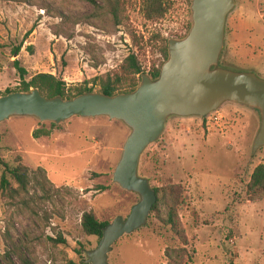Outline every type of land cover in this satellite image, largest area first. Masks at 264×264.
Wrapping results in <instances>:
<instances>
[{
	"label": "rangeland",
	"instance_id": "rangeland-1",
	"mask_svg": "<svg viewBox=\"0 0 264 264\" xmlns=\"http://www.w3.org/2000/svg\"><path fill=\"white\" fill-rule=\"evenodd\" d=\"M95 1L0 0V96L20 90L17 60L27 81L50 74L68 88L93 86L130 55L150 76L153 66L168 61L169 41L186 38L193 26V0H170L157 22L144 18L143 0H128L119 21L106 0ZM236 2L219 67L264 79V0ZM260 128L259 111L233 102L206 117H171L139 168L160 191L159 212L114 245L110 264L168 263L166 249L178 239L165 226L172 204L166 189L175 185L184 188L177 222L189 240L191 264H264V200L247 197L255 168L264 164V147L253 153ZM38 130L50 135L35 138ZM130 134L108 117H74L56 127L34 117L1 123L0 158L12 166L21 158L29 170H43L52 192L47 198L35 187L15 199L0 193V264H88L85 252L100 240L84 232L83 215L113 222L140 201L113 180Z\"/></svg>",
	"mask_w": 264,
	"mask_h": 264
},
{
	"label": "water",
	"instance_id": "water-1",
	"mask_svg": "<svg viewBox=\"0 0 264 264\" xmlns=\"http://www.w3.org/2000/svg\"><path fill=\"white\" fill-rule=\"evenodd\" d=\"M236 0H193V26L186 38L169 41V59L160 77L142 76L132 93L107 96L86 93L74 99L47 98L39 89L0 96V124L13 117H34L63 124L74 117H108L131 130L114 172V182L140 196L131 213L118 216L103 229L97 248L86 251L88 264H110L114 245L148 223L158 201L148 178L140 175L142 155L166 129L169 119L206 117L227 102L260 112L261 128L253 153L264 147V79L253 73L219 67L229 15Z\"/></svg>",
	"mask_w": 264,
	"mask_h": 264
},
{
	"label": "trees",
	"instance_id": "trees-1",
	"mask_svg": "<svg viewBox=\"0 0 264 264\" xmlns=\"http://www.w3.org/2000/svg\"><path fill=\"white\" fill-rule=\"evenodd\" d=\"M92 4H96L95 0H88ZM106 5L113 17L119 21L120 14L125 11L128 0H106ZM171 9L170 0H143L141 3V12L144 18L148 21L157 22L163 19ZM33 32L30 31L28 35ZM18 51V50H17ZM164 57L168 58V48L163 50ZM16 67L21 76V87L19 92H30L32 89H39L42 95L47 98L62 97L64 99H74L86 93H94L95 87H100L99 93L107 96H116L118 94H127L134 92L138 87V76L141 77L146 73L143 69L139 58L136 55H130L120 66L119 70L113 75L108 74L106 77L95 78L93 86H89L91 82L82 86L68 88L66 82L56 78L50 74H38L30 81L26 80L28 72L20 67L19 61L15 62ZM163 67V66H162ZM161 68L153 66L150 76L153 80H157L161 74ZM128 84V88H123ZM18 92L6 90L5 95ZM52 127H56L52 123ZM49 136L50 131L38 130L34 133V137ZM0 167L3 168L0 177V193L12 199L16 197L30 196L31 190L38 187L44 194V197L51 198L52 189L49 187L48 179L43 170H29L23 165L22 159L18 158L17 165L12 166L4 162L0 158ZM170 196L171 207L168 211L165 226L168 227L173 236L178 239L177 246H170L166 249L167 264H191L194 262V257L189 250V240L184 231L177 222L179 207L184 203V188L181 185L170 186L167 189ZM158 201L154 205L152 214L159 212L160 199L159 190L155 189ZM247 197L249 201L257 202L264 200V164L258 165L247 186ZM111 222L99 221L92 212L85 213L82 218V227L84 232L90 237L102 239L103 229ZM54 241V240H53ZM58 243L65 244L63 238L58 240ZM26 264H30L26 261Z\"/></svg>",
	"mask_w": 264,
	"mask_h": 264
}]
</instances>
